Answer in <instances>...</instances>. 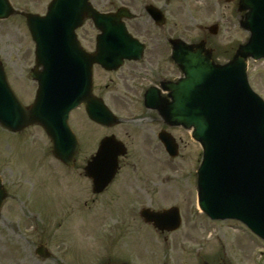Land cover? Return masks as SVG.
Wrapping results in <instances>:
<instances>
[{
	"label": "rangeland",
	"instance_id": "rangeland-1",
	"mask_svg": "<svg viewBox=\"0 0 264 264\" xmlns=\"http://www.w3.org/2000/svg\"><path fill=\"white\" fill-rule=\"evenodd\" d=\"M12 1L20 10L40 14L51 2ZM239 1L92 0L101 11H115L123 5L131 8L137 17L127 21L128 27L135 36L152 44L150 48L153 44H170L169 38L194 46L204 44L219 63L232 59L250 37L242 24L247 9ZM149 3L165 11L168 21L164 26L156 25L146 12ZM215 25L217 30L212 31ZM98 32L93 22L87 21L79 35L89 44L95 42ZM34 47L22 14L0 20V59L13 88L27 104L34 100L38 86L31 77ZM248 76L251 86L264 99V59H248ZM111 77L115 79L117 74L97 68L96 78L102 86L110 83ZM145 123L147 118L128 122L127 134L125 125L116 127L118 130L100 128L89 123L81 109L74 111L71 124L78 132L84 131L87 139L83 138L81 163L67 174L54 164L50 141L42 127L24 130L21 142H31L16 148L18 135L0 125V172L10 187V197L0 212V264H264L263 239L235 220H214L199 208L197 168L203 150L191 130L181 126L171 129L179 143L178 155L171 157L160 141L145 142L147 132L135 134ZM109 132L116 133L130 147L119 175L123 180L122 175L132 178L127 188L133 197L125 198L114 190L119 181L98 194L92 191L91 180L75 178L95 152V136L100 138L99 134ZM38 155L39 159L35 158ZM57 176H65L66 184L59 185L60 191L54 195L48 187ZM115 195L121 198L119 204L111 200ZM171 206H178L182 214V224L173 232L161 233L140 216L142 208L161 210ZM79 219L84 223L81 227ZM40 242L47 244L51 258L36 254Z\"/></svg>",
	"mask_w": 264,
	"mask_h": 264
},
{
	"label": "water",
	"instance_id": "water-1",
	"mask_svg": "<svg viewBox=\"0 0 264 264\" xmlns=\"http://www.w3.org/2000/svg\"><path fill=\"white\" fill-rule=\"evenodd\" d=\"M249 11L244 27L251 31L241 54L226 64H216L203 47L196 51L185 42H176L174 59L185 73L177 83L167 85L173 102L165 116L174 124L194 127L193 135L204 147L199 168V205L211 218L235 217L264 237V100L250 87L247 56L264 57V0H241ZM158 23L161 13L148 7ZM9 0H0V18L13 12ZM27 23L37 43L38 66L33 70L39 82L35 101L25 106L11 88L0 62V123L19 130L41 124L51 136L54 153L71 165L77 142L68 123L69 112L81 102L87 104L92 119L113 125L120 120L102 99L91 95V66L99 62L107 69L117 68L124 58H138L143 44L127 30L125 8L116 13H100L89 0H54L47 15L27 13ZM86 16L101 33L97 50L87 53L78 45L75 29ZM160 138L172 155L177 154L174 138ZM123 143L106 137L86 170L94 178L95 189L109 183L118 168ZM5 192L0 187V206ZM142 215L161 230L179 227L181 216L174 207L162 212L144 209Z\"/></svg>",
	"mask_w": 264,
	"mask_h": 264
},
{
	"label": "flooded vegetation",
	"instance_id": "flooded-vegetation-1",
	"mask_svg": "<svg viewBox=\"0 0 264 264\" xmlns=\"http://www.w3.org/2000/svg\"><path fill=\"white\" fill-rule=\"evenodd\" d=\"M163 10V9H162ZM165 13V11L163 10ZM81 37V36H80ZM82 39V37H81ZM152 44H147L146 50H145V58L142 61H125L124 65L117 71H106L105 73H111V74H117V78L113 79L112 77L110 80H114V87L109 88V84L106 83L105 88L98 82L96 78L97 74V68L100 69V71H103L100 66L94 65L93 69V92L97 95H105L110 99L111 102L114 103V107L118 109V111H122V115H126L128 119L130 117H136V116H142L143 118H147V123H145V127H141V130H135V134L141 135L145 132V142L149 140V142H156L160 143L158 139V132L160 129H171L172 127L170 125H166L160 121L159 116V110L157 108L153 107H147L145 104V98L144 94L147 88L150 86H159L161 88L160 83L163 81L164 78L168 80H176L181 76V71L177 67V65L171 60V45L170 44H153L154 47L150 48ZM81 46L88 51H93L95 49V42H91L89 44L81 41ZM147 56L149 57L147 59ZM147 80L146 82H140V79ZM112 80V81H113ZM105 93V94H104ZM154 94V93H153ZM158 94V93H156ZM166 92L162 90L160 92V95H165ZM155 95V94H154ZM138 119V118H136ZM131 120H127V122H130ZM144 125V124H143ZM76 135L78 137V140L81 144V138L87 137L86 133L84 131L78 132L79 129H75ZM127 134H129V130H126ZM142 131V132H138ZM143 134V135H144ZM99 137L101 138L100 134ZM96 140L99 141L100 138L98 136H95ZM89 139V137H88ZM91 139V138H90ZM95 140V141H96ZM17 142H21L19 139ZM158 145V144H157ZM51 146V142H50ZM82 148V147H81ZM50 149V147H49ZM81 149L78 153V156L76 158L77 164L81 163ZM56 161L64 168V173L67 174L69 170H73L77 168V164L75 167L68 168L66 165H64L62 162L56 159ZM122 172L119 171L116 175V177L113 179L111 185L107 188H111L115 184L116 181H119V183L114 187V190L120 194L124 195L125 198L127 196L130 197V193L128 192V181L129 179H132L128 175H122L125 179H121L120 175ZM78 176L75 178L83 177L86 178L85 173L83 171H79ZM64 177H56L55 180L52 179V189L56 191L59 190V185L63 186L62 184H66ZM70 180L69 177H66ZM82 179V178H81ZM88 179V178H87ZM68 180V182H69ZM83 181V180H82ZM89 182V181H88ZM49 184H47L48 186ZM51 185V184H50ZM49 185V186H50ZM67 185H69L67 183ZM66 185V187H68ZM124 186L125 188H123ZM113 191V192H115ZM97 196H100L96 194ZM112 201H119L120 202V196L115 195L113 198H111ZM118 202V203H119ZM116 203V204H118Z\"/></svg>",
	"mask_w": 264,
	"mask_h": 264
}]
</instances>
